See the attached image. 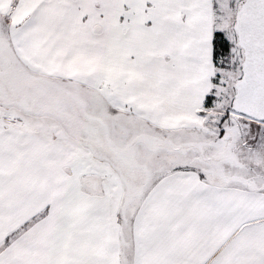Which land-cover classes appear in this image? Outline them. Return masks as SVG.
<instances>
[{
  "label": "snow or ice",
  "instance_id": "6c2138e0",
  "mask_svg": "<svg viewBox=\"0 0 264 264\" xmlns=\"http://www.w3.org/2000/svg\"><path fill=\"white\" fill-rule=\"evenodd\" d=\"M0 264H264V0H0Z\"/></svg>",
  "mask_w": 264,
  "mask_h": 264
}]
</instances>
